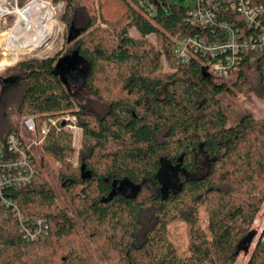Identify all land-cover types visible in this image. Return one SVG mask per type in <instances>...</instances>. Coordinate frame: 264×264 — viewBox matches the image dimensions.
Listing matches in <instances>:
<instances>
[{
    "label": "trees",
    "instance_id": "obj_1",
    "mask_svg": "<svg viewBox=\"0 0 264 264\" xmlns=\"http://www.w3.org/2000/svg\"><path fill=\"white\" fill-rule=\"evenodd\" d=\"M47 1L63 4L65 32L85 22L66 44L84 65V88L94 102L83 105L71 95L56 70L60 55L22 61L4 74L13 71L24 84L16 106L21 116L76 117L77 165L70 161L71 134L52 128L39 148L107 264H236L264 210V117L246 113L230 126L220 98L230 89L210 73L208 57L196 54L181 64L174 55L179 39L215 40L222 31L195 28L188 8L158 0H118L123 13L113 19L101 0L100 24L85 0ZM229 17L223 7L219 18ZM263 58L244 55L232 73L236 86L256 82L262 98ZM8 104L1 96L0 142L19 132L9 123ZM202 158L207 168L197 175ZM164 169L175 171L174 188L162 180ZM37 170L34 181L0 196V264H97L39 160ZM20 216L29 225L44 220L46 236L25 237ZM176 220L187 226V257L169 237ZM248 264H264L262 246Z\"/></svg>",
    "mask_w": 264,
    "mask_h": 264
},
{
    "label": "built area",
    "instance_id": "obj_2",
    "mask_svg": "<svg viewBox=\"0 0 264 264\" xmlns=\"http://www.w3.org/2000/svg\"><path fill=\"white\" fill-rule=\"evenodd\" d=\"M15 1V9H18V0ZM0 5L7 10L3 11L0 7L1 33L9 29V0H0ZM223 7L231 13L229 20L222 21L219 18V11ZM4 16L6 18L2 21ZM188 20L195 28L214 29V33L219 29L222 33L215 34V40L204 36L179 39L174 55L181 64H187L194 55L201 54L208 57V69L216 76V80H228L233 71L240 67L244 55L249 56L252 52L264 55V0H193L188 7ZM262 60L264 74V58ZM251 61L255 59L251 58ZM23 125L26 133L12 132L6 141L0 142V196L6 188L18 189L37 178L36 150L44 143L52 128L74 133L81 139L82 129L72 114L59 119L48 117L42 121L34 116H26ZM9 205L18 208L14 200H9ZM20 218L25 237L35 240L46 236L48 225L44 220L35 219L29 225L26 219ZM253 229L254 238L248 252L242 254L243 264L249 263L257 245L262 246L264 255V210L254 220Z\"/></svg>",
    "mask_w": 264,
    "mask_h": 264
},
{
    "label": "rangeland",
    "instance_id": "obj_3",
    "mask_svg": "<svg viewBox=\"0 0 264 264\" xmlns=\"http://www.w3.org/2000/svg\"><path fill=\"white\" fill-rule=\"evenodd\" d=\"M33 0H28L24 6H19V8H24L28 4H30ZM35 1V0H34ZM46 2H49V4L53 6H49L51 10V14L57 18V20L61 23L62 25V32L59 34L57 37V40L54 43V46L51 51L46 50L45 55L42 57H32V58H27L22 61L26 60H31V59H43L47 57H54L56 55H60L59 57H63L65 55H68V57L72 58L75 56L73 52H71L70 49V44H66V38L70 34V31L72 30V33L75 34L80 27L84 25L85 22H81V24L78 23V25L74 24L69 30L65 32V25L62 23V21L59 18V15L62 13L63 9V4H60V6H55L53 3L50 1L44 0ZM101 0H85L84 2L90 7L91 11L97 14L98 19L100 18V11L98 10V5ZM159 2H166L168 4H174V5H179L183 7H190L193 0H158ZM107 6L108 12H106V15L108 18L113 19V18H118L120 15H122L123 10L121 9V5L118 4V0H102ZM10 3V11H14V9L17 7L16 1L15 0H9ZM6 16L2 17V21L5 20ZM16 21V16L14 15H9V23L7 25L8 28L12 27ZM100 19L98 20V24H100ZM80 25V26H79ZM103 27H106V25H102ZM130 34L133 37H138L139 34L136 30H130ZM8 39L9 35H6ZM3 38V37H2ZM3 39V40H6ZM152 42H154V37L149 38ZM9 40V39H8ZM1 44V43H0ZM8 46V45H7ZM55 48V49H54ZM48 49V48H47ZM3 53H6L7 55H3ZM12 51H9V49L0 48V62H5L7 61L11 56H12ZM74 55V56H73ZM69 59V58H68ZM75 63L77 66H79V70L82 71L84 70V65L81 63V60L78 58L75 59ZM20 61V62H22ZM19 62V63H20ZM18 64V63H17ZM17 64L10 66L6 68L5 70L1 71L0 74H3L5 76H14L15 72L9 71V73L4 74V72L8 69H11L15 67ZM213 74V72H211ZM75 76V75H74ZM214 76V74H213ZM14 82L6 89L5 91H2V88L0 86V97H5V100L9 103L8 104V114H9V123L11 127L17 128L19 131L22 133H26L23 125V119L24 117L18 114L16 111V106L18 104V101L20 100V97L22 96L23 89H24V84L22 83L21 79L19 76H14ZM76 77V76H75ZM81 77V75H80ZM79 77V79H80ZM216 77V76H214ZM72 79V76H71ZM74 79V78H73ZM64 81L69 82L70 78L69 77H64ZM218 82H223L221 80H216ZM227 86L229 87L230 91H225L221 96V102L223 105V108L225 109L228 118H229V125H236L241 117L245 115L246 113H252L254 114L257 118H262L264 117V98L260 97L258 94V84L256 82H248L244 83L242 85L236 86V77L233 75L230 79L225 81ZM71 94L73 97L81 104L87 105L88 100L92 98V101L94 102L95 98L91 96L86 89L78 84H73L71 87ZM69 114H62L57 116L56 118L59 119L61 116H67ZM78 125V122H77ZM79 126V125H78ZM56 130V129H55ZM57 131V130H56ZM57 132H64L67 134H71L73 138L72 142V147L75 150V153L70 160L71 163L75 166L77 165V158L79 154V150L81 148V140H82V132H81V139L77 138L78 136L75 135L74 133L66 132L65 130L62 131H57ZM80 141V144L78 142ZM36 155L38 157V160L40 162V165L43 163V171L45 175L47 176L48 180L50 183L54 186L55 191L57 195L60 197L61 202L64 204V206L67 208L69 211L70 216L73 218V221L79 231V236L83 239V241L87 244L89 247L91 253L93 254L97 264H107L105 259L102 257L101 253L98 251L95 243L93 242L92 238L89 235V232L87 228L84 226L82 221L77 217L72 205L70 204L68 198L66 197L64 191L61 189L60 184L57 182L52 170L49 168L47 165L46 161L44 160L43 156V150L42 148H39L36 150ZM57 166H60V163L56 164ZM207 168L206 162L202 158V162L199 165V169L197 171V175H201L205 172ZM175 171H172L170 169H164L162 172V180L165 181L168 185L171 187H175L177 184L176 180L174 179ZM131 192L133 190H130ZM128 191V192H130ZM207 214L205 212L204 208L200 209V225L203 229L207 228L208 220H207ZM169 237L171 242L174 244L176 250L178 251L179 255L181 257H187L189 255L188 253V235H187V226L186 223L183 222L182 220H176L173 221L169 225ZM244 253V252H243ZM243 255H241L237 261L236 264H243Z\"/></svg>",
    "mask_w": 264,
    "mask_h": 264
},
{
    "label": "bare ground",
    "instance_id": "obj_4",
    "mask_svg": "<svg viewBox=\"0 0 264 264\" xmlns=\"http://www.w3.org/2000/svg\"><path fill=\"white\" fill-rule=\"evenodd\" d=\"M51 5L44 0H33L24 8L12 12L9 10V15L16 16V21L12 27L1 31L0 48L6 47L13 54L7 61L0 62L1 70L27 58L42 57L47 54L46 50H52L57 37L62 32V25L51 14L49 8ZM0 7L7 12L3 5ZM53 8L55 9L54 6ZM6 35H9V40L6 39ZM3 55L7 54L3 53Z\"/></svg>",
    "mask_w": 264,
    "mask_h": 264
},
{
    "label": "flooded vegetation",
    "instance_id": "obj_5",
    "mask_svg": "<svg viewBox=\"0 0 264 264\" xmlns=\"http://www.w3.org/2000/svg\"><path fill=\"white\" fill-rule=\"evenodd\" d=\"M75 59L76 58H73V60H69L68 63H70V64L67 65V66L73 67L75 69L74 72H70V74H69L67 68L65 67L66 65H64L63 68H60L59 69V73H60L61 78H62V75L63 76H66V77H70V81L67 82L68 84L65 83L70 93H71V87L73 86V84L76 85V84L80 83V85L84 87V81L82 80V77L84 75L83 74L84 73V70L80 71L78 69L79 66H77V64H74L75 62H72V61H76ZM80 75H81V77H80ZM71 76H72V79H71ZM0 77L5 80L2 84L0 83V86L2 88V91H5L14 82V77H12V76H5L3 74H0ZM79 77H80V79H79Z\"/></svg>",
    "mask_w": 264,
    "mask_h": 264
},
{
    "label": "water",
    "instance_id": "obj_6",
    "mask_svg": "<svg viewBox=\"0 0 264 264\" xmlns=\"http://www.w3.org/2000/svg\"><path fill=\"white\" fill-rule=\"evenodd\" d=\"M78 34H79V31H77L75 34H73V33H72V30H71V31H70V34H69V37H68V41H71V40H73L74 38H76ZM74 54H75V53H74ZM73 56H74V55H73ZM68 58H69V59H68ZM73 58H76V54H75V56L72 57V58L68 57V55H65V56L61 57V58L59 59V61L57 62V65H56V70L58 71V73H59V69H60V68H63L64 65H66L65 67L67 68L69 74H70V72H74L75 69H74L73 67L67 66V65L70 64V63H68V61H69V60H73ZM72 62H75V61H72ZM74 64H76V63H74ZM203 73H204V75H205V77H206L207 79L211 80V75L207 72V68H204V69H203ZM59 74H60V73H59ZM83 74H84V73H83ZM64 77H66V76H63V75H62V80H63V81H64ZM69 78H70V77H69ZM82 80L84 81V75H83V77H82ZM4 81H5V80L2 79V78L0 77V83L2 84ZM64 82H65L66 84H68L66 81H64Z\"/></svg>",
    "mask_w": 264,
    "mask_h": 264
}]
</instances>
